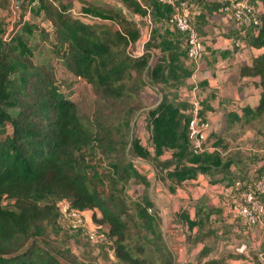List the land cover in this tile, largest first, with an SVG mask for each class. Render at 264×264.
Wrapping results in <instances>:
<instances>
[{"label":"trees","instance_id":"1","mask_svg":"<svg viewBox=\"0 0 264 264\" xmlns=\"http://www.w3.org/2000/svg\"><path fill=\"white\" fill-rule=\"evenodd\" d=\"M122 1L142 18L150 14L152 27L140 57L128 51L140 37L136 27L112 9L81 0L78 15L90 16L96 24L72 17L73 0H26L24 9L50 22V30L23 21L8 42L1 37L5 29H0V264H63L59 255L67 260L69 251L54 254L46 243L51 231H61L62 202L70 210L92 213L106 240L100 248L113 254L109 264H176L158 216L149 212L154 207L149 195L142 202L127 195L133 180L146 182L134 159L161 172L171 193L208 174L212 183L231 188V207L255 191L256 181L264 176V154L236 156L227 138L236 124L264 119V0H188L195 13L193 26L205 45V38L213 34L214 16L235 20L233 5L239 1H246L260 21L259 26H239L224 34L234 49L229 54L259 51L241 69L242 77L260 90L257 103L227 112L228 128L211 133L204 144L207 151L201 153L194 151L189 138L190 99L181 96L192 91L189 79L196 66L188 60L185 34L170 22L173 8L156 0ZM10 4L11 0H0V6ZM54 58L74 77L94 86L102 101L93 120L84 119L63 90ZM147 86L156 89L161 100L145 113ZM199 86L201 117L207 121V113L214 111V94L203 98L207 84ZM139 112L146 114L151 131L148 146L141 138H127L134 122L130 120ZM250 170L255 179L248 176ZM224 211L201 197L178 212L187 245L201 246L196 264H227L234 258L209 257L215 245L208 241L226 235L227 227L219 219ZM74 230L70 239L79 244L88 240L83 226ZM70 263L93 264L74 255Z\"/></svg>","mask_w":264,"mask_h":264},{"label":"rangeland","instance_id":"2","mask_svg":"<svg viewBox=\"0 0 264 264\" xmlns=\"http://www.w3.org/2000/svg\"><path fill=\"white\" fill-rule=\"evenodd\" d=\"M73 1V6L75 7L73 8V12L71 13L72 17H78L84 22L96 24V20H93L92 17L78 15L77 12L80 11L81 4L79 0ZM14 4V0H11V4L9 5V7L0 6V29H5V33L1 34V37H3L5 41L7 40L8 42H10L12 38L16 36V34L21 30V22L23 21H29L37 25L40 24V27L46 32L50 30V22L44 21L42 20V18L35 19L28 8L24 9L26 2L22 8L21 17L18 15V12L14 8ZM101 8L111 10L108 7ZM132 12L134 11L132 10ZM118 13L120 14V17H124L122 13ZM135 15L140 18L139 25L141 26V31H139V33L140 36L142 35L141 38H144L145 40L146 36L149 33L150 25L149 23H147V20L145 21L140 15L136 14V12ZM128 22L130 21L128 20ZM130 23L133 27H135L132 22ZM211 23L213 26L211 29L215 31L216 35H219V32H225L231 30L232 28L235 29V27H239L237 21L231 20L229 17H220L219 15L214 16V18L211 20ZM116 24H119V22H116ZM123 29L124 28H122V30ZM136 43L132 44V48H134ZM128 51L130 52L129 48ZM53 62L57 78L62 84L63 90L66 91V93L69 94L71 98L77 103L81 116L86 120H93L97 112L98 114L100 113L98 103L102 101L98 94L95 93L94 86L84 81L83 79L76 78L72 74H70L69 71L61 65L59 59L54 58ZM251 83L252 81L244 83V85L246 84L248 86L249 92L252 93L249 95L250 99L246 101L247 105L254 104V96L257 95L256 90H258L256 89V87L254 88V86L252 85L253 83ZM244 85L242 84V86ZM144 91L145 92L143 94V100L145 108L143 109H146V111H144L146 113L147 111L158 105L159 101L161 100V95L156 89L151 86H147ZM236 107L238 108H230L226 111L229 112L235 109V111L237 110L238 112H240L242 107L244 106L236 104ZM226 111L223 109L220 110L221 114L223 113V116ZM139 114H141L142 117L138 116ZM139 114H136V117L130 120L134 122L131 125L130 131L128 130L127 132V138H129L130 141L134 137L141 138L142 143L145 146H148L150 145L151 131L146 124V114L144 115L143 112H139ZM227 124V120L222 121L220 127L222 129L228 128L226 126ZM220 127H218L217 130ZM214 131L215 129L212 127L211 133H213ZM263 136L264 119L249 124L244 122L240 124L238 123L231 129V133H228L227 135V138L231 145L230 151H232L233 154L239 157H247L253 151L264 154ZM134 164L139 173L146 179V182H137L133 180V182L126 188L129 199L132 201L142 202L143 196L145 194L149 195L151 201L154 204V207H152L149 212L158 216L167 243L174 254L176 264H191L190 261L192 259H194L193 261H195L196 256L193 254H195L194 252L196 251V249H198V247L195 248L191 245V248L189 244L187 245L186 241L184 242V238L179 237L180 223L177 219L178 212L181 211L183 207H185L184 199L178 197L176 193L170 192L169 182L165 180V176L161 174V172L159 173L156 169H154V167L149 162L138 159L135 161L134 159ZM260 165H262V163H260ZM235 172H238V170H235ZM248 176L255 179V176L253 174L249 175V172ZM209 193L213 194V191L210 190ZM211 206L214 207L215 204L212 203ZM229 214L233 216V218L236 217V213H234L233 210L232 212L230 211ZM81 218L82 226L86 229L87 237L91 233H98V228L92 221L91 212L82 215ZM72 224V220L64 218L62 221L61 231L59 233L51 231L48 236V240L46 241L47 248L53 251L54 254L58 253V251H69V253L66 255L68 256L67 260L63 256L58 254L59 257H61L60 259L63 264H71L70 259L73 255L82 260H85L86 263H88L89 261L93 264H109L110 261L114 259L112 253H108L107 251H104L100 248V246L103 245L93 244L89 240V238V242L87 240L81 244L70 239V237L74 234L73 231H75L74 228L71 227ZM207 244L216 246H218L219 244V254H216L217 257L226 255L228 253L227 249L224 247L223 250V246L214 239L209 240ZM230 248H232V246Z\"/></svg>","mask_w":264,"mask_h":264},{"label":"crops","instance_id":"3","mask_svg":"<svg viewBox=\"0 0 264 264\" xmlns=\"http://www.w3.org/2000/svg\"><path fill=\"white\" fill-rule=\"evenodd\" d=\"M237 28L235 27V29ZM212 33L205 38L207 46L205 58L199 70L196 71L195 69L191 75L189 84H192V86L195 84L200 87V83L206 82L207 89L203 98H207L211 93L214 94L210 97V106L214 111H209L207 114L212 127L217 130L221 126L222 121L225 120L226 110L230 108L237 109L236 104H240L241 106L247 105L246 101L250 99L249 95L252 93L249 92L248 86L244 85V83L251 81L248 78L242 77L241 69L250 64L251 57L258 55L259 51L242 49L229 54L234 49L231 43L224 37V34H227L228 31L219 32V35H216L215 31L212 30ZM190 93L183 91L181 96L190 99ZM256 94L253 105L257 103L259 98V89L256 90ZM222 109L226 111L224 116L220 112ZM253 168L256 170L255 167ZM235 170L238 169H233L234 173H239V171L235 172ZM251 174H253V171L250 170L249 175ZM211 180L212 178L208 174H200L194 181L187 182L182 188L177 189V196L184 199L185 207L183 209L189 208L194 201L201 197H207L210 205L212 203L215 204L214 207H223L225 211L219 219L227 228L224 231L226 235L218 243L223 246V250L224 247L227 249L228 253L226 255H234V258L229 259L227 264H264V221L259 220L255 226L250 227L245 224L243 219L237 216L233 218L229 214L230 211L232 212L229 202L231 188L225 189L223 184H214ZM239 183L240 180L236 179L237 186H239ZM210 190L213 191V194L209 193ZM87 213L84 212L83 215ZM179 234V237L184 238L185 242L184 227L181 223ZM218 246H214V252L209 257H217L216 254H219ZM231 246L232 248H230ZM200 251L201 246L194 252L195 254L193 255L196 258L195 261H193L194 259L190 261L191 264H196Z\"/></svg>","mask_w":264,"mask_h":264},{"label":"built area","instance_id":"4","mask_svg":"<svg viewBox=\"0 0 264 264\" xmlns=\"http://www.w3.org/2000/svg\"><path fill=\"white\" fill-rule=\"evenodd\" d=\"M141 2V0H137ZM164 5L171 6L174 10L170 22L181 33L185 34L188 43V60L194 63L196 71L199 70L201 63L206 55V45L204 38L200 36L198 31L193 26L195 13L188 7V0H156ZM235 11V20L240 27L259 26L260 21L257 17V12L248 5L246 1H239L233 5ZM144 20L149 23V33L152 27L150 14ZM149 33L145 40L138 41L134 48L130 44V53L134 57H140L145 52V43L149 39ZM190 115L189 123V138L196 153L207 151L204 144L211 134L212 124L209 120L203 121L201 117L202 105L199 97V87L193 84L190 93ZM255 191L247 192L240 199V202L232 207L236 216L243 219L246 225L253 227L259 220L264 221V176L256 181ZM63 217L73 221L72 228L76 229L82 226L83 213L76 210H70L67 202L60 204ZM89 240L96 245L106 244L105 237L98 233H91L88 236Z\"/></svg>","mask_w":264,"mask_h":264},{"label":"water","instance_id":"5","mask_svg":"<svg viewBox=\"0 0 264 264\" xmlns=\"http://www.w3.org/2000/svg\"><path fill=\"white\" fill-rule=\"evenodd\" d=\"M83 2H87L96 7H108L115 12H120L122 15L132 22L138 31H141V26L139 25L140 18L135 15V12L122 1V0H81ZM26 0H14V8L18 12V15L21 17L22 8L25 4ZM142 36V35H141ZM139 37L138 41H142L143 39Z\"/></svg>","mask_w":264,"mask_h":264}]
</instances>
